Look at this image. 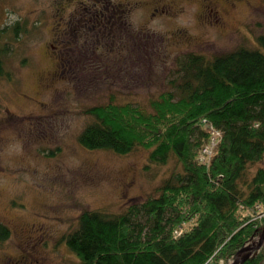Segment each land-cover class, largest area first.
<instances>
[{
    "label": "rangeland",
    "instance_id": "obj_1",
    "mask_svg": "<svg viewBox=\"0 0 264 264\" xmlns=\"http://www.w3.org/2000/svg\"><path fill=\"white\" fill-rule=\"evenodd\" d=\"M17 22L3 59L11 79L0 77V223L10 228L0 264H69L77 256L63 237L84 210L121 213L182 171L174 157L150 163L143 146L85 149L84 110L112 95L151 110L185 54L257 47L264 0H0V27ZM262 244L263 230L234 261Z\"/></svg>",
    "mask_w": 264,
    "mask_h": 264
},
{
    "label": "trees",
    "instance_id": "obj_2",
    "mask_svg": "<svg viewBox=\"0 0 264 264\" xmlns=\"http://www.w3.org/2000/svg\"><path fill=\"white\" fill-rule=\"evenodd\" d=\"M22 29L18 22L0 27V77L11 79L3 59ZM256 43L212 57L185 54L151 110L113 95L84 110L91 120L77 140L85 149L124 155L143 146L150 163L174 157L182 171L121 213L84 210L63 237L77 256L69 264H231L262 232L264 35ZM9 236L0 223V242ZM238 264H264V244Z\"/></svg>",
    "mask_w": 264,
    "mask_h": 264
},
{
    "label": "flooded vegetation",
    "instance_id": "obj_3",
    "mask_svg": "<svg viewBox=\"0 0 264 264\" xmlns=\"http://www.w3.org/2000/svg\"><path fill=\"white\" fill-rule=\"evenodd\" d=\"M99 1H102V0H97V2H99ZM101 11L102 10H100V8H99V10L98 9H94V10H92L91 12H90V16H94V17H96V16H101ZM207 13H209V14H207L206 15V19L207 20H210V19H214V20H218V15H217V12L215 11V9L214 8H212V6L210 5V9L208 10V12Z\"/></svg>",
    "mask_w": 264,
    "mask_h": 264
},
{
    "label": "built area",
    "instance_id": "obj_4",
    "mask_svg": "<svg viewBox=\"0 0 264 264\" xmlns=\"http://www.w3.org/2000/svg\"><path fill=\"white\" fill-rule=\"evenodd\" d=\"M216 135V134H215ZM212 143V142H211ZM213 144V143H212ZM211 149L209 146H207L206 148H204V153H210ZM177 234L181 233V229L176 231ZM208 264H215L213 261L208 262Z\"/></svg>",
    "mask_w": 264,
    "mask_h": 264
},
{
    "label": "water",
    "instance_id": "obj_5",
    "mask_svg": "<svg viewBox=\"0 0 264 264\" xmlns=\"http://www.w3.org/2000/svg\"><path fill=\"white\" fill-rule=\"evenodd\" d=\"M263 233H264V229H263ZM260 246H261V245H260ZM260 246H259V247H260ZM259 247H257V248H259ZM257 248H256V249H257ZM246 256H247V255H246ZM246 256L242 257L241 260H240L239 262L233 260V261L231 262V264H238V263L242 262V261L246 258Z\"/></svg>",
    "mask_w": 264,
    "mask_h": 264
},
{
    "label": "bare ground",
    "instance_id": "obj_6",
    "mask_svg": "<svg viewBox=\"0 0 264 264\" xmlns=\"http://www.w3.org/2000/svg\"><path fill=\"white\" fill-rule=\"evenodd\" d=\"M244 250H245V247H244ZM244 250H243V251H244ZM243 251H242V252H243ZM242 252H241V253H242ZM237 257H238V256H237ZM237 257H236V258H237Z\"/></svg>",
    "mask_w": 264,
    "mask_h": 264
}]
</instances>
